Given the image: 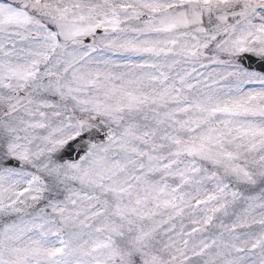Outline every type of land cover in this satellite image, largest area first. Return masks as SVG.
I'll return each instance as SVG.
<instances>
[{"label": "snow or ice", "instance_id": "snow-or-ice-1", "mask_svg": "<svg viewBox=\"0 0 264 264\" xmlns=\"http://www.w3.org/2000/svg\"><path fill=\"white\" fill-rule=\"evenodd\" d=\"M0 264H264V0H0Z\"/></svg>", "mask_w": 264, "mask_h": 264}]
</instances>
